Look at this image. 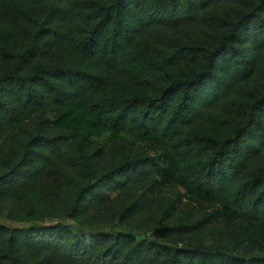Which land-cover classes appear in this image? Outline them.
<instances>
[{"label": "trees", "instance_id": "16d2710c", "mask_svg": "<svg viewBox=\"0 0 264 264\" xmlns=\"http://www.w3.org/2000/svg\"><path fill=\"white\" fill-rule=\"evenodd\" d=\"M0 217V264H264V0H0Z\"/></svg>", "mask_w": 264, "mask_h": 264}, {"label": "rangeland", "instance_id": "374dc122", "mask_svg": "<svg viewBox=\"0 0 264 264\" xmlns=\"http://www.w3.org/2000/svg\"><path fill=\"white\" fill-rule=\"evenodd\" d=\"M147 145L151 149L152 153L163 154L164 156H166V158H168L167 162L165 163V166L167 167L169 164V158H170V153L168 152V150L162 146H158L155 143H148ZM170 188H173V184L170 180V177L168 175L165 177H162L160 189L166 190V189H170ZM193 202L195 203V205L197 207H199L201 209H207V210L218 209L221 212V217H220V223L221 224H229L235 218V215L233 214V212L228 210V208L225 206V204L222 201H214V202L205 203V202L193 200ZM48 223L51 224L52 222H48ZM0 224H5L8 226H16V224L8 222L3 217H0ZM112 228L107 229L105 231L109 232V231H113V230L116 231V230L120 229V228H113V229ZM258 230H260L257 232L258 235H259V232H260V234L264 235V226L259 228Z\"/></svg>", "mask_w": 264, "mask_h": 264}]
</instances>
